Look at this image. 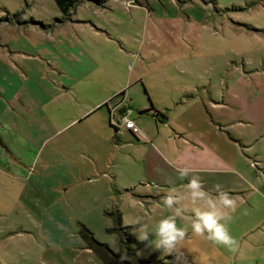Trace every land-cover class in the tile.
I'll return each instance as SVG.
<instances>
[{
    "label": "rangeland",
    "instance_id": "374dc122",
    "mask_svg": "<svg viewBox=\"0 0 264 264\" xmlns=\"http://www.w3.org/2000/svg\"><path fill=\"white\" fill-rule=\"evenodd\" d=\"M0 35L10 43L60 45L66 53L60 59L91 76L83 105L116 89L124 90L134 107L147 97L155 104L177 96L180 89L206 92L207 103L219 102L221 117L234 124L222 126L219 133L208 115L207 123L199 125L198 114L188 113L194 128L206 126L207 139L224 152L211 182L236 180L237 171L250 182L243 194L232 195L240 206L228 227L239 251L193 235V217L185 214L177 219V227L189 232L178 256L154 245L155 226L172 214L162 203L170 188L140 186L139 147H130L132 155H124L125 161L117 160V192L109 209H95L88 194L78 202L77 191L68 194L69 201L65 194L57 201V191H35L27 180L0 172V264H103L85 247L78 225L123 253L119 235L107 231L114 222L105 211L114 209L121 212L123 224L133 226L131 235L144 241L137 259L151 264H264V0H81L67 15L54 0H0ZM140 121L148 127L153 122L149 117ZM236 137L250 140L252 148L236 146ZM147 191L150 197L144 199ZM141 226L149 232L147 240L140 238ZM120 259L117 264L134 260Z\"/></svg>",
    "mask_w": 264,
    "mask_h": 264
},
{
    "label": "crops",
    "instance_id": "0c3cea01",
    "mask_svg": "<svg viewBox=\"0 0 264 264\" xmlns=\"http://www.w3.org/2000/svg\"><path fill=\"white\" fill-rule=\"evenodd\" d=\"M9 41L0 35V172L27 180L35 191H57V201L63 194L69 201L68 194L77 191L78 202L88 194L95 209H109L117 192V160L125 161L124 155H132L129 148L136 146L142 149L140 186L183 188L187 179L180 180L177 169H188L189 178L199 177L213 195L217 185L230 195L243 194L250 186L240 171V180L211 182L217 178L216 162L222 164L224 152L207 139L206 126L194 128L188 113L193 110L198 114L199 125L207 123L208 115L219 133L222 126L234 124L221 117L219 102L207 103L206 92L180 89L178 97L169 95L155 104L147 97L134 107L130 96L116 89L83 105L82 97L89 96L84 92L92 88L85 89L91 76L67 58L62 61L60 56L66 53L60 45ZM118 95L121 100H116ZM127 100L130 105H124ZM151 107L165 113L167 119L140 112ZM124 113L134 121L137 132L116 131L112 117L117 121ZM143 117L152 119L150 127L141 124ZM121 135L124 137L119 138ZM232 141L241 149L252 148L250 140L236 137ZM149 197L147 191L144 199Z\"/></svg>",
    "mask_w": 264,
    "mask_h": 264
},
{
    "label": "clouds",
    "instance_id": "9594fccd",
    "mask_svg": "<svg viewBox=\"0 0 264 264\" xmlns=\"http://www.w3.org/2000/svg\"><path fill=\"white\" fill-rule=\"evenodd\" d=\"M180 180L187 179L182 191L172 187L162 198V203L172 214L160 219L154 230V245L165 254L181 252L188 230L177 227V219L185 214L193 217L190 228L193 235L206 239L214 245L222 246L232 253L240 249L239 242L230 233L228 225L240 206L237 198L215 187V196L207 190L197 176L189 178L188 169H177ZM140 238L147 240L149 232L143 226L139 229Z\"/></svg>",
    "mask_w": 264,
    "mask_h": 264
},
{
    "label": "trees",
    "instance_id": "16d2710c",
    "mask_svg": "<svg viewBox=\"0 0 264 264\" xmlns=\"http://www.w3.org/2000/svg\"><path fill=\"white\" fill-rule=\"evenodd\" d=\"M79 1L81 0H54L57 7L65 15H67L70 9L74 7ZM91 1L100 4L104 0ZM149 111L157 119H167L165 113L156 110L154 107H151L146 110H140V112ZM105 213L112 216L114 222V225L110 228H107V231L119 235L120 245L123 248L124 252H114L107 243L98 241L93 235V232H91L87 228V226L82 223H79L78 233L81 239L83 240L85 247L89 248L92 252H94L101 259L103 264H117V262L121 261L120 257L122 255L130 256L134 259L131 262H124V264H151L150 259H137L136 252L144 244V241L137 240L131 235L133 226L123 224L121 212L118 209H114L112 211H105ZM154 256H156V254Z\"/></svg>",
    "mask_w": 264,
    "mask_h": 264
},
{
    "label": "built area",
    "instance_id": "2783aa9c",
    "mask_svg": "<svg viewBox=\"0 0 264 264\" xmlns=\"http://www.w3.org/2000/svg\"><path fill=\"white\" fill-rule=\"evenodd\" d=\"M113 119L114 117H112L111 121L113 122L117 132H120L118 128H124L134 133L137 132V128L135 127L134 121L128 118L127 113L121 114L119 120L117 121H113Z\"/></svg>",
    "mask_w": 264,
    "mask_h": 264
}]
</instances>
